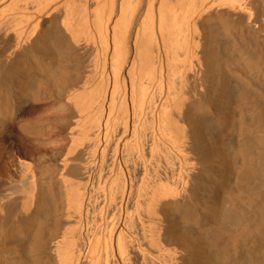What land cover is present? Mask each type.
Listing matches in <instances>:
<instances>
[{"label": "bare ground", "instance_id": "obj_1", "mask_svg": "<svg viewBox=\"0 0 264 264\" xmlns=\"http://www.w3.org/2000/svg\"><path fill=\"white\" fill-rule=\"evenodd\" d=\"M263 175L264 0H0V264H239Z\"/></svg>", "mask_w": 264, "mask_h": 264}, {"label": "rangeland", "instance_id": "obj_2", "mask_svg": "<svg viewBox=\"0 0 264 264\" xmlns=\"http://www.w3.org/2000/svg\"><path fill=\"white\" fill-rule=\"evenodd\" d=\"M223 18H220V20H222ZM260 48V50H262L261 48L262 47H259ZM261 90V89H260ZM214 100H215V98H214ZM57 108V109H56ZM59 108H60V106L59 105H57V106H53L52 108H50L49 110H48V112L49 111H51V112H55L56 110H59ZM42 109V108H41ZM41 109H39L38 111H37V113L36 114H34L33 116H32V118H30L31 120L32 119H34V120H32V121H34V123L36 122V120H38V123L36 122V124L37 125H39V127L40 128H42L43 126L44 127H46L45 125H46V123H44L45 122V114H46V112H42V110ZM210 112V111H209ZM45 113V114H44ZM42 114H44V115H42ZM44 116V117H43ZM44 119H43V118ZM40 119V120H39ZM43 121V122H42ZM41 122V123H40ZM43 123H44V125H43ZM43 127V128H44ZM26 142H27V144L28 145H30V147H36V146H38L40 143H38V139H37V141L35 140V142H34V138H32V139H28L27 137H26ZM262 178H263V180H262ZM260 181H262V182H260L261 183V186L264 188V175H263V177L261 176V178H260ZM263 184V185H262ZM60 212L62 213V209L60 210ZM59 213V212H58ZM60 213V214H61ZM59 214V215H60ZM70 220L72 221V219L70 218ZM69 220V223L71 222ZM12 221L13 220H11V223H12ZM10 222V221H9ZM9 222H7V223H9ZM11 223L9 224V225H11ZM67 223L66 224V226H65V224L63 225V227H65V228H63L62 227V230H61V232H64V231H69V230H71L73 227H72V224L74 225V223ZM8 225V226H9ZM71 228V229H70ZM63 235V234H62ZM61 234H59V237H58V239L59 238H61V236H62ZM254 243H250V245H252V246H247L246 248H248V249H246V251L244 250V252L238 257V259L236 260V263H238L239 262V264H264V246H263V244H264V242L261 244V243H255L254 245H253ZM249 245V244H248ZM258 245V246H257ZM257 246V247H256ZM259 247V248H258ZM250 248V249H249ZM256 249V250H255ZM260 251V252H259ZM263 253V254H262ZM263 258V259H262Z\"/></svg>", "mask_w": 264, "mask_h": 264}]
</instances>
